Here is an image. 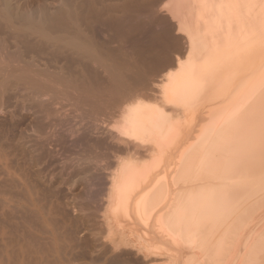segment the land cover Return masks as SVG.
Wrapping results in <instances>:
<instances>
[{
	"label": "bare ground",
	"instance_id": "1",
	"mask_svg": "<svg viewBox=\"0 0 264 264\" xmlns=\"http://www.w3.org/2000/svg\"><path fill=\"white\" fill-rule=\"evenodd\" d=\"M156 5L175 22L176 25L169 27H175V31L184 35L186 54L183 59L174 58L177 65H174V69H168L161 75L158 73L160 83L152 81L160 85L161 96H156L155 100L154 95L152 99L155 102H141L143 92L141 100L139 98L140 101H137L140 94H135L133 90L130 94V85L126 86L131 98L138 96H134V104L131 102V105H122V113L119 112V124L122 126H117V132L113 131L115 128L110 130L117 135H112L111 139L115 142L108 146L111 145L113 152L124 151L127 154L122 158L115 157L116 160H113L117 164H110H116V169L113 166L111 169L114 172L111 173L110 170L108 173V176L111 174L107 179L110 180L107 181L109 188L106 187L105 206L101 205L104 213H101L100 221L105 225V232L101 228L102 234L98 235L95 228L86 223L88 221L81 220L84 215L82 218L70 215L73 226L66 222L64 214L57 209L60 212L57 216L62 214L63 217L58 218L65 220L67 224L61 223L60 219L54 218V211L57 212L55 208L59 204L55 203L53 209L50 202L43 201L45 197L41 194L44 193L38 190L40 188L32 182V178L29 180L30 177L22 172L23 169H19L21 173L19 170L15 173L9 170L11 167L7 169L6 164L0 160V264H264V0H0V48L4 50L12 47V51L22 58L31 51L40 56L45 55L44 59L40 57L43 60L42 70L58 64L60 72L44 74L46 79L42 80L51 81L60 87H54L55 89L65 91L63 94L55 90L56 93L70 97L69 94L73 93L66 88L77 91L89 77L100 81L111 76V66H108L107 57H104L108 51L104 53L106 50L103 52L100 47L102 42H96L92 37L96 30L101 35L106 30L93 26L94 23L111 24L112 28L109 27L110 31L108 29L107 32H116L121 38L129 36L130 39L132 35L138 38L136 35L142 29V25L140 30L138 25L142 21H158L154 14V18L150 16ZM142 24L144 29L145 22ZM155 25L156 28L158 25ZM32 34H36V37L31 38ZM68 50L77 56L61 57L64 54L62 51ZM32 58L27 59L28 62H33L35 55ZM83 58L89 60L83 61ZM62 59L64 62L61 64ZM117 60L120 61L118 58ZM37 62L33 64L38 65ZM91 62L101 67V73L107 71V74H103V78L99 77L95 73L98 72L97 67L94 66L93 72L90 71V76L86 74V78L84 71L92 68ZM149 71L152 73V69ZM30 72L29 75L32 76L34 72ZM37 72L43 74L40 69ZM92 73H95L93 78ZM125 76L129 82L138 77L135 78L134 74ZM114 77L118 78L117 74ZM119 83L121 87L124 86L123 82ZM144 84L146 87L148 83ZM111 85L108 86L112 87ZM118 86L117 89L112 87L113 91H124L125 87L119 89ZM88 87L90 90L87 89V92L94 93ZM95 87L99 89V86ZM143 89L145 90L143 87L141 91ZM128 92L124 91L125 95ZM144 92H149V89ZM97 93L93 94L94 100H99ZM101 93L103 92L100 95ZM76 94L75 100L81 104L82 93ZM102 96H105V91ZM128 96L126 100L119 96L120 101L117 102L113 97L114 104L107 108H120ZM149 96L148 94V98L151 97ZM165 104L176 108L177 113L169 114L164 108ZM93 107L96 108L94 105ZM36 174L34 177H38ZM46 202L50 203L47 204L48 207ZM87 206L88 204L85 207ZM97 225L95 224L96 228ZM85 233L89 234V241L83 239Z\"/></svg>",
	"mask_w": 264,
	"mask_h": 264
},
{
	"label": "rangeland",
	"instance_id": "2",
	"mask_svg": "<svg viewBox=\"0 0 264 264\" xmlns=\"http://www.w3.org/2000/svg\"><path fill=\"white\" fill-rule=\"evenodd\" d=\"M158 5H156L154 8H152L153 12H148L149 14L151 13L150 16H155V18H158V22L157 20L155 21V23L158 25L156 28H155V23L150 21V22H146L147 19H145V21H142V22H145V25H144V29H143V24L142 22L138 25V29L140 27V25H142V29L141 31L139 32V34L136 35V37L138 38H135V36L133 37V35L130 37V39L128 37H125V36H121L116 32H109L110 31V26H112L111 24L109 25L108 23H99V25H96L98 23H94L93 26H100V28H102L103 30H106V32H102V35L100 34V32H98L96 30L94 36L92 34V37L94 40H96V42L98 41L99 43H101V46L102 47V50L104 53H106V55H104V57L106 56V63L108 64V66L110 65L111 67H113L111 69V67L109 68V72L111 74V76H113V78L111 77H108L110 78L108 81H107V77L106 79L103 78V74L106 75L107 74V71L106 73H101L103 72L101 67L99 66H96V64H93V62H91L92 64H90V68L91 69H86V71H84V75L88 74V76H90L89 74L91 73L90 71H92L93 67H97V70L98 72H95V73H98L97 75H99V77L101 76V78H103L104 80L100 79V81H102L101 83H103V85L100 83L99 80H96V78L94 79L93 77L95 73H92L93 76L91 75V77L93 79H91L90 77L87 80V82L89 84H93L92 86L89 85L86 81H85V84H82L80 85L79 88H77V91H73L71 90L72 88H66L69 89L68 92H72L73 94H69L70 97H66V96H63V94L65 93V91H60V89H57V88H60L59 86H55V84L51 83V81H48V80H42V78L46 79L45 78V75L44 74H50V72H60V69H59V65H53V66H50L49 68L51 69H47L45 70V67L43 68V70H45V72L42 70V63H43V60H41L42 58L44 59L45 55L43 56H40L39 54H36L35 52H28L26 55L23 56V58L21 56L18 55V53H14L12 50L13 48L10 47V49H4L3 48L1 49L0 48V61H2V63L0 62V65L2 66L0 68V152L2 154H0V156L2 155H7L5 156H2L0 157V160H2V162L4 164H6L5 166L7 167V169H9V167H11L9 170L10 171H13L15 173H18L21 169H23L22 172H24L26 174V176L31 180L32 178V182L37 186V188H40L38 189L41 193H44V194H41V196H44L42 197V200L43 201H48L50 202L52 205H53V209L55 208L54 206L55 205H58L57 208H55V210L58 212V210H60V212H62L63 217L64 219H66L68 223H72V225L74 226L73 224V221L71 220V216L70 215H73L72 217H74V215H76L77 217H80L82 218L83 215H84V219L82 218L81 220H85V221H88L86 222L87 224L91 225L92 228H95V232L99 233L98 235L102 234V232H105L104 228H105V225L102 224V219H101V216L103 215L104 213V209L102 206H105V197H106V187L109 188V184L107 183V179L110 178L111 174H109L110 176H108V173H110V170H112L111 168H114L113 166H115L114 170L116 169V162L114 160L115 157H119V158H122V157H125L126 156V152H113L114 150L110 147L111 145H113L115 141H113L114 139H111L113 138V136L117 135V133L115 134L114 132H117V130L119 129V127L117 126H122L121 124V119L119 120V115L120 113H122L121 111V108H123L122 105L127 104L129 105L132 101H135L136 100L138 101L139 98L142 96L143 100H141V102H143L144 100L148 101L150 100V103L149 101L148 102H143V103H147V104H151V102H155L153 101V97L155 95V100L157 99V97H159V95L161 96V92H160V85L158 83L161 82V77L160 79H158L159 75L158 73L161 75L163 74L164 72H166L168 69H174L177 65L174 63L176 61V59L174 58H184V54H186V39L185 37L182 36V34L180 32H177L175 31V27H169L170 26H174L176 24H174L175 22H173V20H170V16L169 14H167L166 12H164V10L160 9L157 7ZM157 7V8H156ZM155 11V12H154ZM147 15V13H146ZM148 16V15H147ZM146 16V18H147ZM149 16V17H150ZM151 17V18H154V17ZM163 17V18H162ZM164 17L166 19H164ZM168 17V18H167ZM149 19V18H148ZM151 20V19H149ZM151 23V24H150ZM102 24V25H101ZM173 24V25H172ZM160 25V26H159ZM104 26V27H102ZM108 26V28H106ZM110 27V28H109ZM151 29H150V28ZM166 27V28H165ZM159 28V29H158ZM174 28V29H173ZM109 29V31L107 32V30ZM137 29V30H138ZM139 29V30H140ZM155 29V30H154ZM171 29V30H170ZM143 30V31H142ZM154 30V31H153ZM161 30V32H159ZM115 31V30H114ZM170 31V32H169ZM142 32V33H141ZM149 32V33H148ZM167 32V33H166ZM177 32V33H176ZM96 33L100 36L98 37V35H96ZM105 35H104V34ZM111 34L109 36V34ZM116 33V34H115ZM138 33V32H137ZM144 33V34H143ZM154 33V35H153ZM165 33V34H164ZM172 35H170V34ZM113 35H116V36H112ZM142 34V35H141ZM156 34V35H155ZM180 34V35H179ZM160 35V36H159ZM162 35V36H161ZM169 35V36H168ZM108 36V37H107ZM119 36V37H118ZM142 36V37H141ZM149 36V37H148ZM36 37V34H32L31 35V38H35ZM115 37V39H114ZM118 37V38H116ZM123 37H125L123 39ZM133 37V38H132ZM155 37V38H154ZM113 39V40H110V39ZM135 38V39H134ZM109 39V40H108ZM173 40V42H171V40ZM33 41V39H31ZM105 40V42H104ZM123 40V41H122ZM130 40V41H129ZM176 40V41H175ZM138 41V42H137ZM142 43H140V42ZM143 41V42H142ZM166 41V42H164ZM125 42V43H124ZM131 42V43H130ZM135 42V43H134ZM137 42V43H136ZM160 42V43H159ZM111 43V44H110ZM114 43V44H113ZM124 45H123V44ZM140 43V44H139ZM110 44V45H109ZM118 44V45H117ZM145 44V45H144ZM105 45H108L105 47ZM127 45V46H126ZM123 48H122V47ZM139 46V47H138ZM149 46V47H148ZM105 49H104V48ZM110 47V49H109ZM117 47V48H116ZM119 47V48H118ZM120 47H121V50H120ZM144 47V48H143ZM159 47V48H158ZM69 48V47H68ZM117 49V50H114V49ZM127 48V49H126ZM130 48V49H129ZM142 48V49H141ZM113 49V50H112ZM1 50L3 52H1ZM112 50V51H111ZM120 50V51H119ZM127 50V51H125ZM131 50V51H130ZM134 50V52H132ZM146 50V51H144ZM6 51V52H5ZM119 51V52H118ZM123 51L121 54L120 52ZM130 51V52H129ZM152 51V52H151ZM164 51V52H163ZM5 52V53H4ZM68 52V53H67ZM62 51V56L60 54H58V56H61L63 57L66 56V55H71L73 57H76L77 55L74 53L72 54L73 51L70 52V50L68 51ZM70 52V53H69ZM75 52V51H74ZM113 52V53H112ZM116 52V53H115ZM156 52V53H155ZM6 53H8L6 55ZM148 53V54H147ZM9 54H10V57H9ZM116 54V55H115ZM131 54V55H130ZM156 54V55H155ZM15 57H13V56ZM18 55V56H17ZM34 55H35V58H34ZM115 55V56H114ZM120 55V56H119ZM125 55V56H124ZM138 55V56H137ZM158 55V56H157ZM6 56V57H5ZM113 56V57H112ZM9 57V58H8ZM17 57V58H16ZM34 59H33V58ZM39 57V59H37ZM41 57V59H40ZM120 57V58H119ZM128 57V58H126ZM139 57V58H138ZM154 57V58H153ZM158 57V59H157ZM6 58H8L6 60ZM11 58V59H10ZM13 58V59H12ZM33 59V62H31L32 60H28L27 59ZM79 58V57H77ZM100 58V57H99ZM102 58V57H101ZM113 60H112V59ZM120 59L119 60H117ZM125 58V59H124ZM133 58V59H132ZM143 60H142V59ZM4 59V60H3ZM17 59V60H15ZM131 59V60H129ZM138 59V60H137ZM149 59V60H148ZM10 60V61H9ZM12 60V61H11ZM37 60L40 62H37ZM86 61V60H89L88 58H83V61ZM111 60V61H110ZM116 60V61H115ZM125 60V61H124ZM143 63H141L140 61ZM159 62H157V61ZM38 63L35 64L37 66H35L33 63ZM112 61L114 62L112 64ZM131 63H130V62ZM139 61V62H138ZM144 61V62H143ZM146 61V62H145ZM16 62V63H15ZM19 62V63H18ZM28 62V63H27ZM64 62V60L62 59L61 60V64ZM127 62V63H126ZM129 62V63H128ZM163 62V63H162ZM5 63H8L7 65H5ZM10 63V64H9ZM13 63V64H11ZM111 63V64H109ZM116 63V65L114 66V64ZM121 63V64H120ZM124 63V64H123ZM147 63V64H146ZM151 63H154L153 65ZM4 64V66L2 65ZM22 64V65H21ZM29 64V66H28ZM31 64H33V66H31ZM60 64V65H61ZM119 64V65H118ZM126 64V65H125ZM146 64V65H145ZM160 64V65H159ZM166 64V65H165ZM14 65V66H13ZM41 66L40 68L38 66ZM125 65V66H124ZM129 65V66H128ZM132 65V66H131ZM162 65V66H161ZM174 65H176L174 67ZM7 66V67H5ZM17 66V67H16ZM19 66V67H18ZM121 66V67H120ZM136 66H141V68L139 67H136ZM154 68H152V67ZM166 66V67H165ZM173 66V67H172ZM15 67V68H14ZM29 67L30 70L27 68ZM33 67V68H31ZM94 67V68H95ZM116 67V68H115ZM123 67V68H122ZM170 67V68H169ZM3 68V70H2ZM7 68V69H5ZM20 68H23V69H20ZM120 70L118 71L117 69ZM129 69V70H126ZM132 68V69H131ZM136 68V69H135ZM5 69V71H4ZM11 69V70H10ZM14 69V70H13ZM42 71L43 74L41 72H37V70L39 71ZM117 70V71H114V70ZM137 71H135V70ZM139 69V70H138ZM152 69V73L151 70ZM164 69V70H163ZM14 72H13V71ZM20 70V71H19ZM26 70H28V73L26 72ZM49 70V71H48ZM80 72H83L81 69H78ZM88 70V71H87ZM132 70V71H131ZM143 70V71H142ZM146 70V71H145ZM12 71V73H11ZM29 71H31L33 74H30L33 76H30L29 75ZM122 71V74L120 73ZM127 71V72H126ZM131 71V72H130ZM155 71V72H154ZM5 72V73H4ZM9 72V73H8ZM17 72V73H16ZM26 72V73H25ZM87 72V73H86ZM93 72V71H92ZM113 72V73H111ZM141 74H139V73ZM100 73V74H99ZM126 73V74H125ZM154 73V74H153ZM10 74V75H9ZM28 74V76H27ZM35 74V75H34ZM37 74V75H36ZM118 76L117 77H114V76ZM133 75L134 74V77L136 78V76H138L137 78H141V79H137L136 80H130L127 81L128 79L126 78L125 75ZM136 74V75H135ZM153 74V75H152ZM13 75V76H12ZM26 75V76H25ZM121 75L122 77L120 78ZM124 75V77H123ZM150 77H148V76ZM36 76V77H35ZM86 75V78L88 77ZM144 76V77H143ZM147 76V77H145ZM153 76V77H152ZM7 77V78H6ZM11 77V78H10ZM14 77V78H13ZM35 77V78H34ZM38 78V80H37ZM120 78V79H119ZM124 78V79H123ZM144 78V79H142ZM147 78V79H146ZM152 78V80H151ZM7 79H10L9 81ZM41 79V80H40ZM91 79V80H90ZM19 80V81H18ZM99 81V82H95V81ZM123 80V81H122ZM143 80V81H142ZM148 83L147 86L145 87L146 83ZM156 80V81H154ZM94 81V82H93ZM105 81V83L103 82ZM127 83H126V82ZM138 81V82H136ZM158 82V83H154V82ZM13 82V83H12ZM18 82V83H17ZM113 82V83H111ZM119 82H123V85L122 86L124 88V91L125 93L129 91L128 85H130L129 88L130 89V94H132L133 92L135 94H138L139 97H137L138 95H134L136 96V100H135V97L131 98L129 92L125 95L124 91L123 94L127 97L128 95V98H127V101H129V103L127 101H123V103L121 104V107L120 108H107L109 107L110 104H114V98H115V101H120V98H123L124 95H122V92H115L117 91V86L121 85V83ZM133 82V84H132ZM150 82V83H149ZM9 83V84H8ZM12 83V84H11ZM31 83V84H30ZM96 83V84H95ZM126 83V84H125ZM130 83V84H129ZM139 83H141L139 85ZM143 83V84H142ZM11 84V85H10ZM20 84V85H19ZM112 84V85H111ZM117 84V85H116ZM128 84V85H127ZM154 84V85H153ZM158 84V85H157ZM54 85V86H53ZM83 85V87H82ZM91 87V90L93 89V92L96 94L97 92V96L96 97H99V100H94V93H88L89 91L87 89H89L88 86ZM99 86V89L98 87L96 88L95 86ZM101 85V86H100ZM105 85V86H104ZM111 85L113 88H116L114 89L113 91V88L112 87H109ZM116 85V87H115ZM144 85V86H143ZM11 86V87H10ZM118 86V87H119ZM132 86V87H131ZM135 86V87H133ZM151 86V88L149 87ZM157 86V87H156ZM54 87H57L56 89ZM82 87V88H81ZM93 87V88H92ZM95 87V88H94ZM121 86L119 87V89H123ZM145 88L144 91H147L149 89V92H147L150 96V98H148V94L144 91H141V88ZM159 87V88H158ZM17 88V89H16ZM105 88V89H103ZM133 88V89H132ZM137 88V89H135ZM139 88H140V92H139ZM147 88V90H146ZM15 89V90H13ZM98 89V90H97ZM101 89H103V91H101ZM110 89V90H109ZM126 89V90H125ZM138 90L135 91V90ZM152 89V90H151ZM154 89V90H153ZM159 89V90H158ZM55 90H59L61 93L63 94H59L56 93ZM83 90V91H82ZM90 90V89H89ZM97 90V91H96ZM110 92H109V91ZM133 90V92H131ZM17 91V92H16ZM23 91V92H22ZM88 91V92H87ZM104 91H105V98L102 96L104 95ZM12 92V93H11ZM14 92V93H13ZM20 92V94H19ZM25 92V93H24ZM82 93L80 94L81 96V104L77 103V100H75L76 98V93ZM100 92H103L101 93L102 95H100ZM137 92V93H136ZM147 96H144V94ZM47 93V94H46ZM88 93V95H87ZM142 93V95H141ZM16 94V95H15ZM23 94V95H21ZM26 94L28 96H26ZM53 94V95H52ZM89 94L91 97H89ZM158 94V95H157ZM56 95V97H55ZM61 97H60V96ZM72 95V96H71ZM122 95V96H121ZM17 96V97H16ZM23 98H22V97ZM25 96V98H24ZM38 96V97H35ZM46 96H48L46 98ZM73 96H75L73 98ZM93 96V97H92ZM101 96V97H100ZM120 96V98H119ZM157 96V97H156ZM90 98V101L89 98ZM103 97V98H102ZM114 97V98H113ZM126 97L125 100H126ZM129 97L131 98V100H129ZM91 98H93V100H91ZM100 98H102V100H100ZM117 98V100H116ZM20 100V101H19ZM36 100V101H35ZM59 100V101H57ZM67 100V101H66ZM139 100V101H140ZM22 101V102H21ZM78 101V102H80ZM88 101V102H87ZM92 101V102H91ZM95 101H101V103H97L95 104L96 102ZM28 102V103H27ZM59 102V103H58ZM90 102V103H89ZM77 103V104H76ZM89 103V104H88ZM134 104V102H132ZM131 103V104H132ZM27 104V105H26ZM31 104V105H30ZM73 104V105H72ZM83 104V105H82ZM92 104V105H91ZM98 104L99 105V108H98ZM130 104V105H131ZM34 105V106H33ZM55 105V106H54ZM59 105V108L57 107ZM65 105V106H64ZM75 105V106H74ZM93 105L96 107L94 108ZM26 106V107H25ZM29 106V107H28ZM164 108H166L165 110L168 111L169 114H175L177 113V110L176 108L170 106V105H167L165 104ZM35 107V109H34ZM56 107V108H55ZM87 107V108H86ZM101 107V108H100ZM20 108V109H18ZM86 108V109H85ZM98 108V109H97ZM59 109V110H58ZM61 109V110H60ZM38 110V111H37ZM42 110V111H41ZM54 110V111H53ZM56 110V111H55ZM94 110V111H92ZM111 110H114V111H111ZM170 110V112H169ZM45 111V113H44ZM59 111V112H57ZM91 111V112H90ZM110 113H109V112ZM17 112V113H16ZM31 112V113H30ZM39 112V113H38ZM69 112V113H68ZM115 112V113H114ZM120 112V113H119ZM175 112V113H173ZM13 113V114H12ZM55 113V114H53ZM59 113V114H58ZM79 114V115H78ZM13 115V116H12ZM33 115V116H32ZM58 115V116H57ZM68 115V116H67ZM70 115V116H69ZM94 115V116H93ZM26 116V117H25ZM40 116V117H39ZM82 118H81V117ZM112 116V117H111ZM15 117V118H14ZM51 117V118H50ZM67 117V118H66ZM79 117V118H78ZM93 118V119H90V118ZM110 117V118H109ZM121 117V116H120ZM35 118V119H34ZM50 118V119H49ZM66 118V119H65ZM95 118V119H94ZM105 118V119H103ZM36 120V121H35ZM76 120V121H75ZM103 120V121H102ZM114 122H113V121ZM11 121V122H10ZM24 121V122H23ZM35 121V122H34ZM44 121V122H43ZM80 121V122H79ZM98 123H97V122ZM15 122V123H14ZM104 122V123H103ZM42 125H41V124ZM111 123H114V124H111ZM117 123V124H116ZM16 124V125H15ZM27 124V125H26ZM88 124V125H87ZM26 125V126H25ZM96 125V126H95ZM15 126V127H14ZM19 126V127H18ZM30 126V127H29ZM80 128H79V127ZM13 127V128H12ZM34 127V128H33ZM110 127V128H109ZM113 127V128H112ZM24 128V129H23ZM42 128V129H41ZM75 128V129H74ZM115 128V129H114ZM121 128V127H120ZM14 129V131H13ZM21 131H20V130ZM32 129V130H31ZM35 129V130H34ZM70 129V130H69ZM95 129V130H94ZM114 129V130H113ZM25 130V132H24ZM49 132H48V131ZM67 130V131H66ZM97 130V131H96ZM113 130L114 132H111ZM46 131V132H45ZM77 131V132H76ZM95 131V132H94ZM45 132V133H44ZM76 132V133H75ZM41 133V134H40ZM48 135H47V134ZM88 133V134H87ZM18 134V135H17ZM24 134V135H23ZM37 135V136H36ZM40 135V136H38ZM20 136V137H19ZM48 136V137H47ZM54 136V137H52ZM89 136V137H87ZM110 136V137H109ZM22 137V139H20ZM35 137V138H34ZM44 137V138H43ZM70 137V138H69ZM5 138V139H4ZM16 138V139H15ZM18 138V140H17ZM24 138V139H23ZM41 138V139H40ZM46 138V139H45ZM49 138V139H48ZM54 138V139H53ZM104 138V139H103ZM11 139V140H10ZM110 139L112 141H110ZM17 140V141H16ZM21 140V141H20ZM24 140V141H23ZM67 140V141H66ZM91 140V141H90ZM5 141V142H4ZM23 141V142H22ZM17 142V143H16ZM20 142V143H19ZM29 142V143H28ZM39 144H38V143ZM72 142V143H71ZM3 143V144H2ZM19 143V144H18ZM34 143V144H32ZM37 143V144H36ZM46 143V144H45ZM48 143V144H47ZM52 143V144H51ZM67 143V144H66ZM100 143V144H99ZM109 143H111L110 146ZM15 144V145H14ZM18 144V145H17ZM84 144V145H83ZM86 144V145H85ZM8 145V146H6ZM26 145V146H25ZM17 146V147H16ZM19 146V148H18ZM35 146V147H34ZM37 146V147H36ZM4 147V148H3ZM11 147V148H10ZM14 147V148H13ZM22 147V148H21ZM43 147V148H42ZM10 148V149H9ZM16 148V149H15ZM21 148V149H20ZM35 148L37 151H35ZM80 149V150H79ZM86 149V150H85ZM94 149V150H93ZM3 150H7V152L5 153ZM18 150V151H17ZM79 150V151H78ZM91 150V151H90ZM10 151V152H9ZM40 151V153H39ZM90 151V152H89ZM110 151V152H109ZM12 152V153H11ZM16 152V153H15ZM77 152V153H76ZM117 152V153H116ZM4 153V154H3ZM37 153V154H36ZM71 153V155H70ZM22 154V155H21ZM90 154V155H89ZM11 156L9 158V156ZM19 157H17V156ZM42 155V156H41ZM93 155V156H92ZM97 155V156H96ZM26 156V157H25ZM30 158H29V157ZM33 158H32V157ZM122 156V157H121ZM7 157V158H6ZM16 157V158H14ZM80 157V158H79ZM82 157V158H81ZM4 158V159H3ZM14 158V159H13ZM20 160H18V159ZM25 158V159H24ZM52 158V159H51ZM70 158V160H69ZM73 158V159H72ZM119 158H117V160H119ZM8 159V160H6ZM23 159V160H22ZM31 159V160H30ZM35 159V160H34ZM114 159V160H113ZM30 160V161H29ZM33 160V162H32ZM79 160V161H78ZM12 161V162H11ZM26 161V162H25ZM50 161V162H49ZM7 162V163H5ZM18 162V163H17ZM29 162V163H27ZM79 162V163H78ZM111 162V163H110ZM113 163H116L114 165H110ZM27 163V166L25 165ZM34 163V164H33ZM68 163V164H67ZM44 164V165H43ZM63 164V165H62ZM80 164V165H79ZM11 165V166H10ZM47 165V166H46ZM50 165V166H49ZM110 165V166H109ZM53 166V167H52ZM95 166V167H94ZM109 166V167H108ZM13 167V169H12ZM26 169H25V168ZM44 167V168H43ZM49 167V168H48ZM66 167V168H65ZM107 167V168H106ZM38 168V169H37ZM63 168V169H62ZM69 168V169H68ZM84 168V169H83ZM110 168V169H109ZM16 169V170H14ZM20 169V170H19ZM49 171H47V170ZM50 169V170H49ZM103 169V170H102ZM108 169V170H107ZM19 170V171H18ZM25 170V171H24ZM37 170V172H36ZM41 170V171H40ZM55 170V171H53ZM61 170V171H60ZM70 170V171H69ZM73 170V171H72ZM114 170L111 171L114 172ZM17 171V172H16ZM46 171V172H45ZM40 172V173H38ZM61 172V173H60ZM21 173V171H20ZM37 173V174H36ZM43 173V174H42ZM55 173V174H54ZM60 173V174H59ZM66 175H65V174ZM35 174L38 176V177H34ZM41 174V175H40ZM57 174V175H56ZM55 175V176H54ZM93 175V177H92ZM33 176V177H32ZM58 176V177H57ZM80 176V177H79ZM108 176V177H107ZM42 177V178H41ZM50 177V178H49ZM80 180H78L79 178ZM33 178H36V179H40L39 181H37L36 179H33ZM95 180H94V179ZM43 179V180H42ZM51 179V180H50ZM56 179V180H55ZM64 179V180H63ZM72 179V180H71ZM103 179V180H102ZM36 180V181H35ZM105 180V181H104ZM41 181V183H40ZM83 181V182H82ZM86 183H85V182ZM97 181V182H96ZM110 181V180H109ZM108 181V182H109ZM40 184H39V183ZM43 182H45L44 184H42ZM103 182V183H102ZM38 183V184H37ZM49 183V184H48ZM71 183V184H70ZM74 183V184H73ZM81 183V184H79ZM48 184V185H47ZM103 184V185H101ZM105 184V185H104ZM108 184V185H107ZM43 185V187H41ZM47 187H45V186ZM56 185V186H55ZM59 185V186H58ZM74 186V187H73ZM82 186V188H81ZM92 186V187H91ZM59 187V189H58ZM63 187V188H62ZM72 187V188H71ZM86 187V188H85ZM43 191V189H45ZM70 188V189H69ZM79 188V190L77 189ZM84 188V190H82ZM107 188V189H108ZM53 189V190H51ZM69 189V190H68ZM90 189V190H89ZM49 190V191H48ZM59 190V191H58ZM78 190V191H77ZM105 190V191H104ZM52 191V192H50ZM83 191V192H82ZM46 192V193H45ZM49 193V195L47 196V194ZM56 192V193H55ZM62 192V193H61ZM66 194H65V193ZM78 192H81L78 194ZM91 192V193H90ZM105 192V193H104ZM53 195L51 196L50 195ZM73 193H74V197H73ZM86 193V194H85ZM90 193V194H89ZM104 193V194H103ZM57 194V195H56ZM89 194V195H87ZM99 194V195H98ZM102 194V195H101ZM76 195V196H75ZM79 195V196H78ZM51 196V197H50ZM63 196V197H62ZM65 196V197H64ZM83 199H82V198ZM47 198V199H46ZM54 198L55 200L57 201H54ZM59 198V199H58ZM73 198V199H72ZM74 198H77V199H74ZM52 201H50V200ZM94 199V200H93ZM62 200V201H61ZM72 200V201H71ZM74 200V201H73ZM98 200H99V203H98ZM105 200V201H104ZM61 201V202H59ZM72 203H70V202ZM97 201V202H96ZM58 202V203H57ZM77 202V203H76ZM88 202V203H87ZM44 203V202H43ZM49 203V204H50ZM56 203V204H55ZM80 203V204H79ZM92 203V204H90ZM98 203V204H97ZM46 206L48 207V203L46 202L45 203ZM48 204V205H47ZM55 204V205H54ZM70 204V205H69ZM72 204V205H71ZM88 204L87 207H85L86 205ZM104 204V205H102ZM61 205V206H60ZM69 205V206H68ZM83 205V207L81 206ZM102 205V206H101ZM72 206V207H71ZM76 206V207H75ZM97 206V207H96ZM69 207V208H68ZM75 207V208H74ZM82 207V208H81ZM99 207V209H98ZM60 208V209H59ZM74 208V209H73ZM82 210H80V209ZM58 209V210H57ZM68 212H67V210ZM72 209V210H71ZM102 209V210H101ZM70 210V211H69ZM73 210H75L73 212ZM78 212H77V211ZM83 212V213H81ZM87 210V211H86ZM94 210V211H93ZM99 210V211H98ZM67 213H65V212ZM55 212V216L54 218H58V216H60L61 218H63L60 214L57 216V214H59L60 212ZM71 212V213H70ZM85 212V213H84ZM89 212V213H88ZM92 212V213H91ZM95 212H98L95 213ZM53 213V214H54ZM69 213V215H68ZM77 213H79L77 215ZM87 213V214H86ZM102 213V215H101ZM67 214V215H66ZM89 214V215H88ZM95 214V215H94ZM68 216V217H65ZM80 215V216H79ZM89 217H88V216ZM94 215V216H93ZM86 216V217H85ZM92 216V217H91ZM58 218L60 219V222L61 223H65L67 224L66 222L63 221V219L61 220V218ZM70 217V218H69ZM88 217V218H87ZM94 217V218H93ZM97 217V218H96ZM68 218V219H67ZM78 218L77 219V222L78 220L80 219ZM93 218V219H92ZM55 219L56 223L58 222L57 220ZM73 219V218H72ZM92 219V220H91ZM68 220L72 221V222H69ZM90 220V222H89ZM101 220V221H100ZM97 221V222H96ZM100 221V222H99ZM95 222V223H94ZM59 223V224H61ZM79 223V222H78ZM93 224H94V227H93ZM95 224H98L97 225V228L95 226ZM71 224L70 226L73 227ZM82 225V224H81ZM100 225V227H98ZM103 225V226H102ZM104 227V228H103ZM103 229V231L101 232V230ZM100 229V230H99ZM98 230V231H97ZM101 232V233H100ZM85 237L83 239H87V237H89V234L85 233L84 234ZM88 235V236H86ZM90 239V238H88ZM86 240V241H89V240Z\"/></svg>",
	"mask_w": 264,
	"mask_h": 264
}]
</instances>
